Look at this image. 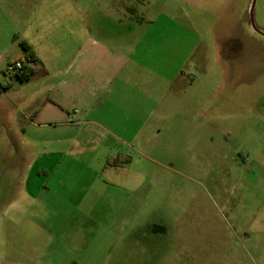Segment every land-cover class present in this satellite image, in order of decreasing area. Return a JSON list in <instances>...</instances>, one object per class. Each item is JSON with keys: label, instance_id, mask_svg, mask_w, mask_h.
I'll return each instance as SVG.
<instances>
[{"label": "rangeland", "instance_id": "obj_1", "mask_svg": "<svg viewBox=\"0 0 264 264\" xmlns=\"http://www.w3.org/2000/svg\"><path fill=\"white\" fill-rule=\"evenodd\" d=\"M38 1L0 0V264L17 244L59 264L93 236L100 264H264V37L252 0H73L95 41L133 49L121 95L132 103L32 125L42 82L5 68L21 21L52 7ZM251 18L264 34V0Z\"/></svg>", "mask_w": 264, "mask_h": 264}, {"label": "crops", "instance_id": "obj_2", "mask_svg": "<svg viewBox=\"0 0 264 264\" xmlns=\"http://www.w3.org/2000/svg\"><path fill=\"white\" fill-rule=\"evenodd\" d=\"M44 2H49L52 7L23 19L19 38L16 35L13 38L18 39V43L27 42L46 71V74L31 80L41 81L43 88L42 98L32 110L31 116L34 117L30 124L65 125L71 117L97 110L116 98L132 103L131 98L121 95L126 92V82H129L128 77L122 79V74L133 61V49L114 45L118 41L115 42L113 37L95 41L89 34L87 16L79 20L74 18L72 8L77 3L73 0H39L38 5ZM111 42L114 44H109ZM60 44H63L64 51L58 50ZM20 57L21 50L11 61H18ZM3 89L0 85V90ZM15 206V203L9 204L13 210ZM49 237L57 249L60 237ZM96 240L97 236L80 240L81 251L77 254L65 252L59 264H100V255L89 251V245ZM55 249L48 253L58 255ZM15 252L16 260L3 258L2 264H39L33 260L34 253L32 259L25 255L20 244L16 245Z\"/></svg>", "mask_w": 264, "mask_h": 264}, {"label": "trees", "instance_id": "obj_3", "mask_svg": "<svg viewBox=\"0 0 264 264\" xmlns=\"http://www.w3.org/2000/svg\"><path fill=\"white\" fill-rule=\"evenodd\" d=\"M18 45L21 50V57L18 61L22 63V68L11 77L16 78L20 83H27L38 76L46 74L33 48L25 41H19Z\"/></svg>", "mask_w": 264, "mask_h": 264}, {"label": "built area", "instance_id": "obj_4", "mask_svg": "<svg viewBox=\"0 0 264 264\" xmlns=\"http://www.w3.org/2000/svg\"><path fill=\"white\" fill-rule=\"evenodd\" d=\"M22 68V63L20 61H14L9 63L5 68V73L7 76H13Z\"/></svg>", "mask_w": 264, "mask_h": 264}, {"label": "water", "instance_id": "obj_5", "mask_svg": "<svg viewBox=\"0 0 264 264\" xmlns=\"http://www.w3.org/2000/svg\"><path fill=\"white\" fill-rule=\"evenodd\" d=\"M254 2H255V0H252V3H251V5H250V10H249L250 21H251V28H252V30H253L255 33H257V34L261 35L262 37H264V34L261 33L259 30H257V29L254 27L253 23H252V18H251V17H252V10H253V6H254Z\"/></svg>", "mask_w": 264, "mask_h": 264}, {"label": "flooded vegetation", "instance_id": "obj_6", "mask_svg": "<svg viewBox=\"0 0 264 264\" xmlns=\"http://www.w3.org/2000/svg\"><path fill=\"white\" fill-rule=\"evenodd\" d=\"M185 236L188 237L187 239H188L189 241H190V240H194V243H198V241H199L198 235L193 234V236L190 237V233L188 232L187 235L185 234ZM195 237H196V238H195ZM195 241H197V242H195ZM196 245H198L196 248L199 249V243L196 244Z\"/></svg>", "mask_w": 264, "mask_h": 264}]
</instances>
